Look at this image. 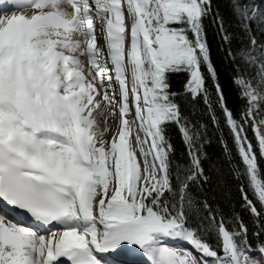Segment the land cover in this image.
I'll return each mask as SVG.
<instances>
[{"label": "snow or ice", "instance_id": "snow-or-ice-1", "mask_svg": "<svg viewBox=\"0 0 264 264\" xmlns=\"http://www.w3.org/2000/svg\"><path fill=\"white\" fill-rule=\"evenodd\" d=\"M231 5L249 41L225 53L243 102L236 110L225 99L203 23L212 17L231 45L213 0H13L17 10L0 14V202L29 218L16 221L0 208V264H110L105 255L126 245L147 264H261L264 8L251 0ZM180 73L186 80L173 91L171 78ZM182 95L203 97L219 125L216 98L243 166L234 173L254 197L241 184L251 241L239 214L226 217L192 191L209 179L205 126L183 113ZM98 115L118 120L116 130L110 123L102 129ZM169 125L186 162L172 157ZM177 240L198 255L171 246Z\"/></svg>", "mask_w": 264, "mask_h": 264}, {"label": "trees", "instance_id": "trees-1", "mask_svg": "<svg viewBox=\"0 0 264 264\" xmlns=\"http://www.w3.org/2000/svg\"><path fill=\"white\" fill-rule=\"evenodd\" d=\"M251 3L264 8V0H251ZM219 10L220 14L225 18L224 27L232 34V43L229 45L221 40V34L217 30V26L213 23L212 17L204 19V27L207 34V40L210 46L211 59L216 66L219 82L224 89L225 99L228 106L234 110L239 109L242 101L238 95L237 86L232 83L233 65L230 57L226 56V52L231 47L236 48L247 45L248 37L243 30L238 27V22L232 14L231 0H213V12ZM252 31L256 32V26L253 25ZM264 39V34H258V40ZM206 71V69H205ZM186 80V74H175L171 78V86L173 91H181L182 85ZM210 84V82H209ZM181 109L188 119L194 124H203L202 135L205 142L203 143V151L206 157L202 159L205 174L209 177L207 184L203 188L192 186L195 194L207 195L210 202L225 213V216L239 214V216L249 225V240H252L251 229L252 221L250 214L243 207L241 199L240 186L244 185L248 192L249 198H253L251 190L245 177H237L234 169L240 164L238 154L235 149L232 134L225 126L221 112L216 104V98L212 96V105L215 111L216 119L220 121L219 125L211 122V113L203 103V97L199 100H192L190 96H181ZM259 119V117H257ZM247 136L255 147L257 144L255 135L251 125H247ZM169 136L175 151L172 154L173 159L185 161L187 160L186 152L183 149L182 142L173 126L169 125ZM223 141V142H222ZM227 145V151L225 149ZM258 163L262 177H264V162L259 158Z\"/></svg>", "mask_w": 264, "mask_h": 264}, {"label": "bare ground", "instance_id": "bare-ground-1", "mask_svg": "<svg viewBox=\"0 0 264 264\" xmlns=\"http://www.w3.org/2000/svg\"><path fill=\"white\" fill-rule=\"evenodd\" d=\"M11 1H12V3H13V0H11ZM68 10H70V6H69ZM13 11H15V10H10V12H9V13H6V14H11ZM23 11H24L26 14H31V12L35 11V9H32V8H26V9H23ZM4 14H5V13H4ZM99 43H101V41H100ZM127 118L131 121V120H132V114H129ZM97 120H98V122L100 123V126H101L102 129H103V127L105 126V123H110L111 129H112L113 131L116 130V126L118 125V121H117V120H111V118H105V117H103L102 115H98V116H97ZM114 127H115V128H114ZM260 134H261V135H264V132H260ZM106 137H107V136H106ZM134 137H135V132L133 131V132L130 134V139H131L132 142H133V146L135 145ZM107 138H108V137H107ZM137 152H138V150H137ZM139 159L141 160V164H142L143 158L140 157ZM181 243H184V242H181ZM127 248L132 249V246H130V245H129V246H125L124 249H127ZM122 250H123V249H122ZM112 251L114 252L115 250H112ZM128 254L130 255L129 252H128ZM128 261H132V260L129 259Z\"/></svg>", "mask_w": 264, "mask_h": 264}, {"label": "rangeland", "instance_id": "rangeland-1", "mask_svg": "<svg viewBox=\"0 0 264 264\" xmlns=\"http://www.w3.org/2000/svg\"><path fill=\"white\" fill-rule=\"evenodd\" d=\"M118 121V120H117ZM118 126V125H117ZM117 126H116V128H117ZM115 128V127H114ZM259 131L260 132H264V128H260L259 129ZM107 138V137H106ZM126 246H129V245H126ZM256 255V254H255ZM260 260H261V264H264V258H260L259 257V253H257V255H256Z\"/></svg>", "mask_w": 264, "mask_h": 264}]
</instances>
